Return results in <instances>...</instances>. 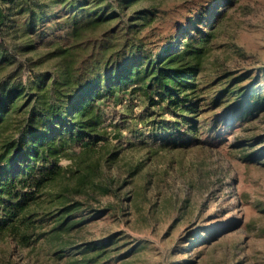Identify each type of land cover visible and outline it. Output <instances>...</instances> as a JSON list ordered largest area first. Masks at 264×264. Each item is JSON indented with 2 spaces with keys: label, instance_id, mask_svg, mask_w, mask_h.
<instances>
[{
  "label": "trees",
  "instance_id": "trees-1",
  "mask_svg": "<svg viewBox=\"0 0 264 264\" xmlns=\"http://www.w3.org/2000/svg\"><path fill=\"white\" fill-rule=\"evenodd\" d=\"M235 1L3 0L0 264H13L14 253L43 238L70 255L74 242L64 233L115 208H93L97 191L111 192L114 179L99 183L101 164L92 158L109 144L107 104L117 97L146 102L161 129L190 133L194 143L202 130L264 113L261 76L247 86L248 74L230 82H222L227 71L205 75L220 8ZM262 145L264 136L248 140L245 160ZM77 253L83 258L73 264L106 252L100 244Z\"/></svg>",
  "mask_w": 264,
  "mask_h": 264
},
{
  "label": "rangeland",
  "instance_id": "rangeland-1",
  "mask_svg": "<svg viewBox=\"0 0 264 264\" xmlns=\"http://www.w3.org/2000/svg\"><path fill=\"white\" fill-rule=\"evenodd\" d=\"M4 8L0 0V24ZM220 13L205 75L227 71L222 82H230L248 74L247 86L261 76L264 86V0H236ZM130 98L107 104L109 144L92 158L101 164L99 183L114 179L111 192L97 191L93 208H115L64 233L74 242L70 255L43 238L14 253L12 263L73 264L83 258L80 248L101 244L105 257L90 264H264V145L250 148L259 154L247 160L243 147L264 136V113L202 130L194 143L190 133L161 129L147 103Z\"/></svg>",
  "mask_w": 264,
  "mask_h": 264
}]
</instances>
